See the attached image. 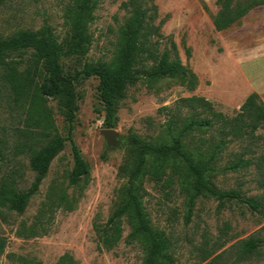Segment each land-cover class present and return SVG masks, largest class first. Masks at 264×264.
<instances>
[{"label":"rangeland","instance_id":"374dc122","mask_svg":"<svg viewBox=\"0 0 264 264\" xmlns=\"http://www.w3.org/2000/svg\"><path fill=\"white\" fill-rule=\"evenodd\" d=\"M126 1L99 2L88 27L89 51L85 56H62L64 76L73 77L86 63H110L114 59L119 29L128 18L120 7ZM67 3L68 0H9L0 7V35L8 38L22 30L36 32L47 26L56 42L66 48ZM146 4L151 5L148 1ZM152 5L157 7L153 25L162 22L160 37L152 41H159L160 53L170 49V43L175 44L182 65L197 77L194 90L169 78L150 84L140 81L129 87L118 106L114 128L123 145L108 148L101 135L104 128L96 90L98 80L91 77L76 83L77 111L71 139L89 166V177L74 186L69 184L73 160L70 143L66 142L25 211L17 214L0 208V238L4 240L0 264H60L65 255L72 264H141L142 248L125 242L130 231L126 220L122 239L110 251L99 248L94 230L119 205L127 182L132 138L168 145L169 127L176 132L188 117H211L200 106L181 104V99L203 98L214 112L227 116L235 115L251 93H256L264 105V7L252 9L236 25L217 32L213 26L219 11L216 0H154ZM47 107L58 133L67 138L69 125L60 103L51 100ZM27 123L26 111L18 108L0 85V141H4L0 175L18 169V188L23 191L31 185L34 174L28 168L27 156H14L13 148L23 140L17 130L26 129ZM255 135L253 142L232 143L221 154L216 163L218 171L210 176L217 189L236 190L244 198L263 197L264 160L261 170L252 164L233 172L222 171L247 146L255 153L244 159L264 158V131ZM199 137L209 139L216 134L213 130L193 132L183 138V143L193 149ZM172 167L168 162L166 174L158 181L148 167L141 180V194L152 227L170 240L173 264H208L221 253L220 264H262L258 258L236 262V249L241 240L255 234L262 236L264 217L236 201L199 196L186 221L189 186L182 183L181 170L172 184L165 183Z\"/></svg>","mask_w":264,"mask_h":264},{"label":"trees","instance_id":"16d2710c","mask_svg":"<svg viewBox=\"0 0 264 264\" xmlns=\"http://www.w3.org/2000/svg\"><path fill=\"white\" fill-rule=\"evenodd\" d=\"M9 0H0V7ZM101 0H68L65 16L69 33L67 46L59 45L50 28L42 27L36 32L22 30L4 38L0 35V85L8 92V97L27 114L26 129L17 130L23 138L13 148L14 156L26 155L28 168L34 177L26 190L18 188L19 170L0 175V208L22 214L29 201L38 193L51 162L70 143L73 166L69 184L74 186L90 174L88 164L71 139L72 123L77 107L75 84L94 77L98 80L97 97L102 106V126L114 129L118 122L117 111L126 98L129 87L140 81L151 83L162 78L179 81L181 86L194 90L197 77L183 66L176 52V46L158 51L162 22L153 25L157 7L154 0H128L120 7L128 18L119 29V43L114 59L110 63H86L73 77L63 75L60 65L62 56H85L89 51L91 37L88 27L94 21V12ZM147 1L151 3L147 7ZM219 11L213 19L217 32L236 25L252 9L264 7V0H216ZM28 55L24 59L23 56ZM58 101L62 115L69 125L67 138L62 137L55 126L48 101ZM186 106H200L210 114V118L188 117L181 128L172 132L169 127L170 144L157 145L133 137L130 146V166L127 182L122 190L118 207L101 226H94L99 248L112 250L122 239L123 220L127 221L129 233L127 244H138L143 251L141 264H173L170 255V240L161 231L155 230L142 204V178L150 167L155 179L161 180L166 174L168 162L172 163L171 175L165 180L167 185L182 171V183L189 186L188 212L191 216L194 201L199 196L218 200L236 201L246 205L251 211L264 217V195L260 199L244 198L239 191H223L210 182V176L217 170L216 163L228 146L235 142L257 138L259 130L264 131V105L256 93L246 97L238 112L233 116L214 112L212 105L203 98L181 99ZM173 122H171V125ZM214 131L216 137L198 138V145L188 149L183 138L193 132ZM3 143L0 141V163L4 161ZM2 144V145H1ZM255 151L247 146L236 160L230 161L222 171L233 172L256 164L261 170L264 158H247ZM178 163V164H177ZM181 173V172H180ZM264 186V180L261 181ZM259 234L241 240L237 246L236 262L258 258L264 264V226ZM4 240L0 238V254ZM211 252L206 256L209 257ZM222 253L208 264H220ZM204 258V259H206ZM60 264H72L71 258L63 256Z\"/></svg>","mask_w":264,"mask_h":264},{"label":"water","instance_id":"95a60500","mask_svg":"<svg viewBox=\"0 0 264 264\" xmlns=\"http://www.w3.org/2000/svg\"><path fill=\"white\" fill-rule=\"evenodd\" d=\"M101 135L105 139L108 148L123 145V142L118 139V134L114 129H104L101 131Z\"/></svg>","mask_w":264,"mask_h":264}]
</instances>
